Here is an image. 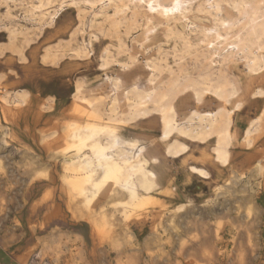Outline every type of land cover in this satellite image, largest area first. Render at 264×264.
Here are the masks:
<instances>
[{
  "label": "bare ground",
  "instance_id": "obj_1",
  "mask_svg": "<svg viewBox=\"0 0 264 264\" xmlns=\"http://www.w3.org/2000/svg\"><path fill=\"white\" fill-rule=\"evenodd\" d=\"M26 4L30 8L21 15L14 11ZM0 5L5 6L0 11V31L8 35L0 53L16 52L24 63L31 45L69 7L75 8L77 25L68 40L60 39L46 48L45 62L56 63L68 52L89 56L93 49L88 45L96 39L74 46L86 27L117 38L118 44L102 49L104 66L138 64L134 43L126 37L140 27L142 46L152 43L160 31L175 40L172 51L159 44L157 54L147 58L149 88L136 85L132 89L131 119L159 111L168 137L176 129L185 132L173 106L179 95L193 91L200 102L211 93L224 103L218 112L200 116L203 135L218 136L217 160L222 164L233 161L232 173L218 187L216 197L232 195L245 203L247 221L235 225L236 233L246 226L244 239L250 243L246 253L240 246L237 264H264V111L247 128L243 140L246 148L263 142L262 148L258 147L257 157L249 155L238 170L234 166L238 155L231 157L228 149L232 111L227 108L240 88L233 64L244 62L252 72L264 69V0H0ZM23 21L32 22V27ZM99 34L93 33L97 39ZM196 34L201 35L197 40L193 38ZM124 54L128 58H121ZM13 90L5 87L0 93V185L5 186L0 192V218L7 223L0 226L5 233L0 235V264H193L184 255L190 249L203 257L202 264H223L229 253L219 246L226 244L224 218H218L213 235L198 245L197 235H161L158 224L146 233L145 212L161 205L157 196L161 192L151 168L157 159L145 157L137 141L123 142L117 127L110 125L84 126L74 121L36 128L30 121L22 124L30 115V92ZM128 99L120 92L112 101H125V114ZM93 107L96 110L97 105ZM184 209L180 205L171 213L169 229L173 232L178 230L177 213Z\"/></svg>",
  "mask_w": 264,
  "mask_h": 264
},
{
  "label": "crops",
  "instance_id": "obj_2",
  "mask_svg": "<svg viewBox=\"0 0 264 264\" xmlns=\"http://www.w3.org/2000/svg\"><path fill=\"white\" fill-rule=\"evenodd\" d=\"M76 25V19L72 13L66 10L63 11L56 18L54 24L46 27L41 37L27 50L29 60L26 63L20 61L17 54L9 55L8 57V51L3 52V54L0 53V85L3 84V86H0V93L4 92L5 87H9L11 90L15 89L13 90L15 92L23 89H27L30 92L28 99V111L30 115L27 119H22L20 122L25 124L27 121H30L36 128L52 127L56 124L74 121H78L84 126L96 123L97 125L117 127L123 142L131 143L137 141L138 147H144L145 157L157 159L156 162L152 163L151 168L157 174L158 191L161 192L157 196L161 200V210L162 208L167 209L165 221L169 223L174 209L180 205L185 206V209L177 213L176 216L178 230L176 232L170 230L171 234L182 235L183 225L193 223L194 226L198 225L201 231H204L203 233L211 234V228L207 229L205 227L206 221L192 217L199 205L204 207V210L207 212L224 214V217L218 218H224L225 220L229 218L231 220L230 224L224 229V232L236 234L235 223H238L239 220L242 223H246L247 221L244 210L243 215L233 214L232 208L225 205V199H222L224 197H216V193L219 191L218 187L225 185L226 180L232 173L233 161L229 164H222L217 160L216 148L219 143L218 136L210 134L209 137H205L200 123L201 115L207 114L208 111H210L208 114L218 112L224 106V103L211 93L205 94L200 102L199 100L196 101L198 98L193 91H187L183 93L184 95L181 94L182 96L179 95L177 100L175 99L173 106L176 121L179 127L184 128L186 126L184 128L185 132L181 133L176 129L170 136L165 137V131H163L165 130V125L161 112L154 110L155 112L152 111L147 115L131 119L130 113L132 112L129 111L131 109L130 102H132V99L134 100V94L131 93L132 89L136 85L141 89L149 88L148 80L151 76V71L145 65L137 64L125 68L119 63H112L104 66L101 53L108 43L103 39L95 41L93 45H88L90 49H93L89 56L77 58L75 56H64L56 63L45 62L43 60L46 48L57 45L61 40H68ZM2 43L4 42H1L0 46H2ZM95 61H98V67L103 71L104 80L94 79L93 83H89L88 75H82L81 73L83 72V68H87L85 71L90 75ZM233 72L239 81L240 88L239 92L227 104V108L232 111V124L230 127L232 139L228 149L231 157L238 155L234 166L240 170L246 165L249 155H253V157L254 155L258 156V147L262 148L263 145V142H259L257 145L260 146H255L253 149L246 148L243 146V140L247 136V128H251V123L255 121L254 119H257L262 114V110L264 111V93H259L261 90L264 92V69L252 72L244 63H241L239 68L234 69ZM115 77L122 83L120 82L119 84V81ZM120 92L123 95L127 94L129 98L127 103L128 112H125V114L122 106V104H125V101L117 104L114 103L115 98H118ZM76 93L78 96H75L77 95ZM211 97L214 99L216 106L201 110L207 99ZM190 98L193 99L195 106L186 109L183 105ZM85 100L87 102L84 107L83 103H85ZM251 102L255 103V116L248 118L245 110L248 105H251ZM80 103H82V108H80L81 105H78ZM237 104L239 105L237 106ZM96 105L97 108L95 110L93 106ZM1 107L2 102L0 101V109ZM152 107V104L148 106L149 109H152ZM80 109L85 114H81L82 112L78 111ZM97 116L101 119H98ZM111 117L113 118L111 119ZM108 119L110 120L108 121ZM120 120H126V122H120ZM261 131L255 132V136H258ZM203 138L207 139L204 140ZM181 143L183 146L180 145ZM127 146L130 149V146ZM174 160L178 161L175 167L171 166V162ZM200 171L205 173L203 174ZM209 191L211 193L206 194ZM199 198H202L200 204L199 201L201 199ZM162 218L164 217L161 212L159 216L153 215V220L150 222L153 224L159 222L160 224L163 222ZM227 222L228 220H226V224H228ZM204 227L205 230H203ZM185 231V235H197L193 233L192 228H186Z\"/></svg>",
  "mask_w": 264,
  "mask_h": 264
},
{
  "label": "rangeland",
  "instance_id": "obj_3",
  "mask_svg": "<svg viewBox=\"0 0 264 264\" xmlns=\"http://www.w3.org/2000/svg\"><path fill=\"white\" fill-rule=\"evenodd\" d=\"M27 5V6H26ZM25 6L19 8V7H15L14 11L18 14V15H21L25 10L29 9L30 6L29 4H26ZM23 9V10H22ZM5 10V6L4 5H0V11L1 12H4ZM65 11V10H64ZM66 11L72 13V15L74 16V18L76 19V12H75V8L73 7H69L66 9ZM228 14H234V11L232 10H228ZM22 23L26 24L27 26L29 27H32V22L30 21H23ZM76 23H77V19H76ZM49 27V26H48ZM181 28H185V25H183ZM143 28H138L136 30H133L130 34V36L126 37L127 40L130 42V43H134L133 45V53L135 55L138 56V64L140 65H145L146 67V60L148 57H151V56H154L157 54V51H158V45L161 44L162 48L163 49H167V51H172L173 49V46L175 45V40L173 39H169L165 36L164 34V31H160L158 33V35L155 37V39L153 40V42L151 43H148V44H145V45H141L140 42L143 38ZM88 33V34H87ZM93 33H98L99 34V31L98 29L96 28H89V27H86V31L84 34H81L78 36V39L77 41L74 43V46L76 45H79V44H86L88 43L89 39H96V40H93V43L99 39H103L105 40L108 44H112V45H116L118 44V41H117V38L116 37H111L109 35H104V34H99V38L97 39L96 37H94ZM84 36V37H83ZM201 37L200 34H196L193 36L194 39H199ZM84 38H85V41H84ZM133 38V39H132ZM167 38V39H166ZM8 41V35L5 31H2L0 32V43L1 42H6ZM161 42V43H160ZM163 42V43H162ZM156 43V45H151V44H154ZM3 44V43H2ZM82 44V45H83ZM4 45V44H3ZM140 45V46H139ZM181 47V45L179 46ZM115 48V47H113ZM141 48V49H140ZM156 52V53H155ZM16 52H13L12 51H8V57L9 55H16L15 54ZM66 56H77V57H84V56H78V55H75V54H72L71 52H68L66 54ZM123 59H126L128 58V56L126 54L122 55ZM174 58L171 57L170 58V62H172V64L176 67L177 65H175V62L173 60ZM241 63H244V62H237L235 64H233L232 66V70L234 69H238L239 68V65ZM245 64V63H244ZM194 66V65H193ZM193 66H190V69L193 67ZM236 66V67H235ZM235 67V68H234ZM147 68L149 69V67L147 66ZM234 68V69H233ZM87 69V68H86ZM85 68H83V72L81 73L82 75H88V78H89V83H93L96 79L97 80H100V81H103L104 80V75H102L103 71L100 69V67H98V61H95L93 63V66L91 68V74L89 75V73L86 70ZM150 70V69H149ZM151 71V70H150ZM97 76V77H96ZM10 79H12L10 77ZM95 79V80H94ZM4 81V80H3ZM97 82V81H96ZM5 83V82H4ZM0 86H3L0 85ZM251 105H248L245 112L246 114H248V118H251V117H254L255 116V103L254 102H251L250 103ZM184 108L186 109H189V108H192L194 107V101L192 98L188 99L187 100V103H185L184 105ZM216 106V103L214 102V99L211 97V98H208L206 103L201 107V110H205V109H209V108H214ZM178 163L177 160H174L171 162V166H176ZM5 186H3V184L0 185V192L4 189ZM211 193V191H209L208 193L206 194H209ZM242 194V193H240ZM222 199H225V205H228L230 208H232L231 211H233V214H237V215H243V210L245 207V203H243V201H241V199H237L236 200V197H233L232 195H229L227 196V198H222ZM202 202V198L201 200L199 201V204ZM240 206V207H239ZM162 212L163 214V217L162 218V223L159 224L158 223H154V224H158L160 226V232L162 231V234L161 235H175V234H171L170 233V229H169V223H167L165 220H166V213H167V209L166 208H162L161 210V207H150L146 212H145V219H146V233H150L153 229V223H151L150 221L153 220V215H160ZM193 218L195 219H198V220H204L206 221V228L207 229H210L211 228V234L210 233H203L201 231V228L198 226V225H195L194 224H187V225H183V232H182V235H185L186 233V228H192L193 229V233L197 234V245L200 243H204L205 242V239L207 238L206 236L208 235H212V232H213V227H214V224L215 222L217 221L218 217H224V214L222 213H214V212H207L204 210V207H201L199 205V207L196 209V212H194V214L192 215ZM247 217V216H246ZM150 218V219H149ZM251 218V217H250ZM225 220V219H224ZM226 220H228V224H230V219L229 218H226ZM249 220V218H248ZM5 221H1V218H0V226H4V225H7V223H4ZM247 225V224H246ZM1 227L0 229V235H4V230L3 228ZM181 227V225H180ZM246 227V226H245ZM245 227H240V230L239 232H237L236 234H228L226 232H224L223 234L226 235V244H220L219 246L220 247H224L226 249H228L229 253H228V257H226L225 261L223 262V264H237V257H238V253H239V249L242 247V249H244V253L247 252V249L249 247V243L246 239H244V235H245V232H247V230H245L246 228ZM182 229V228H181ZM180 229V230H181ZM244 231V232H243ZM4 233V234H3ZM9 235V233H7ZM237 235V236H236ZM239 236V237H238ZM241 246V247H240ZM238 250V251H237ZM189 250H187L184 255H186L187 259L186 260H192L193 261V264H202L203 262V257L199 254V252L197 251H193V249H190V251L188 252ZM195 252V253H194ZM189 253V254H188ZM194 253V254H193ZM183 255V256H184ZM192 256V257H190ZM185 257V256H184ZM194 258V259H193ZM196 260V261H194Z\"/></svg>",
  "mask_w": 264,
  "mask_h": 264
}]
</instances>
